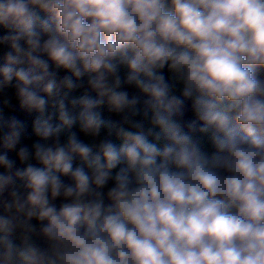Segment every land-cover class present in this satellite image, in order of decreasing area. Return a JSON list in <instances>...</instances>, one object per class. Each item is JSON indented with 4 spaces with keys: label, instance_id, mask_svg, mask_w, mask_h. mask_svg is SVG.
<instances>
[{
    "label": "clouds",
    "instance_id": "clouds-1",
    "mask_svg": "<svg viewBox=\"0 0 264 264\" xmlns=\"http://www.w3.org/2000/svg\"><path fill=\"white\" fill-rule=\"evenodd\" d=\"M0 264H264V0H0Z\"/></svg>",
    "mask_w": 264,
    "mask_h": 264
}]
</instances>
